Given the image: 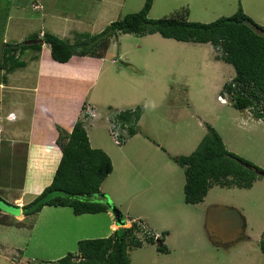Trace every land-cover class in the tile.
<instances>
[{
    "label": "rangeland",
    "instance_id": "1",
    "mask_svg": "<svg viewBox=\"0 0 264 264\" xmlns=\"http://www.w3.org/2000/svg\"><path fill=\"white\" fill-rule=\"evenodd\" d=\"M30 1L0 0V49L4 42L25 40L42 28L52 33L54 25H44L39 12L22 6ZM50 1L54 4L40 2L43 7L70 8L81 16L63 25V30L53 31L61 36L70 32L72 39L78 33H99L111 22L138 12L145 2ZM239 5L264 27V0H152L148 17L158 19L187 7L189 21L210 23L233 15ZM219 54L210 44L177 42L159 34H121L111 41L104 71L84 99L103 100L91 118L90 109L81 111L88 115L84 128L91 148L102 150L112 163V172L100 187L101 198L120 213L122 223L131 225L141 218L145 225L136 235L141 246L127 250L129 264H264L259 244L264 232V179L257 176L250 189L213 185L201 203L186 204L184 169L171 160L194 152L211 126L227 151L264 171V122L253 116L252 109L240 111L232 106L223 86L235 72ZM28 66L13 73L16 78L26 77L24 86L34 81V68ZM137 110L142 117L134 135H142L143 140L132 146L139 139L133 135L119 145L111 134L117 129L112 125L119 120L116 115L134 117ZM94 119L98 123H92ZM4 160L3 155L2 182L8 171ZM12 166L14 174L22 171L19 161ZM9 194L1 196L10 200ZM45 209L26 219L27 224L36 223L32 231L0 226V264H59L58 260L77 252V241L106 238L100 237L104 236L100 235L104 230L100 217L81 216L71 222L70 208ZM10 210L11 215L20 212ZM112 222L117 225L115 219ZM147 236L154 237V244L145 241ZM158 239L164 240L167 252L158 251ZM11 247L16 253L8 252ZM57 251L64 254L58 260L53 259L59 256Z\"/></svg>",
    "mask_w": 264,
    "mask_h": 264
},
{
    "label": "trees",
    "instance_id": "2",
    "mask_svg": "<svg viewBox=\"0 0 264 264\" xmlns=\"http://www.w3.org/2000/svg\"><path fill=\"white\" fill-rule=\"evenodd\" d=\"M151 6L152 0H145L138 12L111 22L97 34L78 33L68 40L44 31L42 38L39 37L40 33H36L20 43L4 42L0 49L3 80L12 71L25 67L22 57L26 51L39 52L43 44L47 45L54 61L65 63L73 56L104 58L111 41L121 34H159L162 38L177 42L210 44L220 53L219 59L234 69L235 76L223 86L232 106L240 111L252 109L253 116L264 122V27L248 17L240 5L233 15L220 17L210 23L189 21L187 7L151 19L148 17ZM136 113L134 117L127 113L126 116L125 113H119L121 115L115 117H118L122 126L126 125L129 136L136 133L134 129L141 117L138 110ZM86 118L87 114L83 115V119L79 118L70 133L57 130L56 144L60 148L61 159L51 183L30 203L21 207L26 217H34L44 207L70 208L76 216L112 212V204L108 199L101 198L100 194L102 183L112 172V163L102 150L91 148L84 128ZM206 129L205 137L194 152L171 158L184 169L183 194L186 204L201 203L213 185L228 188L236 185L250 189L257 177L255 171L258 167L227 151L214 128L207 126ZM0 199L6 202L1 193ZM120 222L124 224L121 217ZM0 224L32 227V222L25 225V222H17L2 215ZM142 224L136 221L129 227L118 228L109 237L81 240L75 254L66 255L57 263L129 264L127 250L131 246H141L142 242L136 235L142 230ZM244 239H247L246 236ZM145 241L154 244V237L147 236ZM163 241H156L158 251L167 252ZM259 244L264 253V232Z\"/></svg>",
    "mask_w": 264,
    "mask_h": 264
},
{
    "label": "crops",
    "instance_id": "3",
    "mask_svg": "<svg viewBox=\"0 0 264 264\" xmlns=\"http://www.w3.org/2000/svg\"><path fill=\"white\" fill-rule=\"evenodd\" d=\"M40 1H43L46 5L48 4V0H31L28 3H23L22 6L29 7L31 12H39V20L43 21L44 25H54L53 31L56 29L63 30V25L81 17L79 14L75 16L70 8L57 9L55 6L48 8V5L43 7ZM49 2L54 4L53 1L49 0ZM116 7H118V3ZM56 24H59L60 27ZM44 31L42 28L37 33H43ZM69 33H67L68 36H65V33L62 36L56 35L72 40V35L69 37ZM34 34H30L25 40ZM25 40L18 39L16 43ZM104 60V58L73 56L65 63H58L51 58L47 45L43 44L39 52L26 51L22 57L25 66L29 67L28 65H30L34 68V71H32L34 78L32 86L23 85L26 80L23 74L21 78L13 76V73L22 72V70L12 71L6 75V80H3L4 70L0 69V167L4 155V161L8 169L4 182L0 178V193H10V200L2 197L4 201L10 205L12 203L20 207L19 214L11 215L1 210L0 215L7 216L17 222H25L29 218L24 215L21 207L30 203L51 183L61 159V151L56 144L57 130L62 129L70 133L75 122L82 115L83 107L90 109L93 114L99 112L98 107L103 100L91 99L90 102H87L84 99H86L89 89L100 79L105 67ZM113 61L111 60V62ZM113 63L115 64V62ZM96 121L98 123V120L95 119L92 123ZM139 123L137 128L140 129ZM85 131L87 134V128H85ZM135 136L137 137V134L133 137ZM137 138L139 139L134 140L132 146L137 145L139 140H143L142 135ZM17 161H19V164L21 163L22 171L19 174H14L12 163ZM149 167L154 168L155 166L150 165ZM15 177H17V181L14 183ZM2 185L4 186L2 187ZM45 208L35 216L42 213L43 210H47ZM73 216L68 221L72 222V220H77V217H81L74 214ZM82 216L103 219L104 230H102L103 234L100 235L104 236L100 237H109L119 228V225L112 222L115 218L111 211ZM140 220L142 219L139 218L136 221ZM0 226L14 230L32 231L36 223H32L31 228L1 224ZM129 226L125 223L122 224L121 228ZM10 232L14 235L12 231ZM86 239L88 238L84 240ZM5 246L3 243L2 247ZM9 251L16 253L12 247L8 249ZM56 254L59 255L53 258L56 260L64 255L62 251H57Z\"/></svg>",
    "mask_w": 264,
    "mask_h": 264
},
{
    "label": "built area",
    "instance_id": "4",
    "mask_svg": "<svg viewBox=\"0 0 264 264\" xmlns=\"http://www.w3.org/2000/svg\"><path fill=\"white\" fill-rule=\"evenodd\" d=\"M114 62V61H113ZM91 115L89 114V117H92L93 116V113L90 112ZM86 120V119H85ZM113 126H117V129L116 130H111V134H112V137L115 141L119 143H123L125 141V139L127 138L128 136V133H127V127L126 125L122 126L120 124L119 121L116 122V124H112Z\"/></svg>",
    "mask_w": 264,
    "mask_h": 264
},
{
    "label": "water",
    "instance_id": "5",
    "mask_svg": "<svg viewBox=\"0 0 264 264\" xmlns=\"http://www.w3.org/2000/svg\"><path fill=\"white\" fill-rule=\"evenodd\" d=\"M256 175L261 177V178H264V171L258 169L255 171ZM10 209H14V207L12 208V206L8 205L6 202H3L1 199H0V210H3L5 212H10L11 210ZM19 214V212H17ZM112 213L114 215V218L116 220V223L117 225H121V222H120V213L115 211V209H112Z\"/></svg>",
    "mask_w": 264,
    "mask_h": 264
},
{
    "label": "clouds",
    "instance_id": "6",
    "mask_svg": "<svg viewBox=\"0 0 264 264\" xmlns=\"http://www.w3.org/2000/svg\"><path fill=\"white\" fill-rule=\"evenodd\" d=\"M40 34H42V33H40ZM43 35V34H42ZM40 38H42V36H39ZM115 62V61H114ZM220 97V96H219ZM224 99L222 98V101H223ZM12 119H13V117H12Z\"/></svg>",
    "mask_w": 264,
    "mask_h": 264
}]
</instances>
